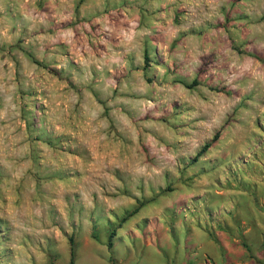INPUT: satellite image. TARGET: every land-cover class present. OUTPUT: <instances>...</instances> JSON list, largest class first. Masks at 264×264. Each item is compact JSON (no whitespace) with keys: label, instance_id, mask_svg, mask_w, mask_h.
Wrapping results in <instances>:
<instances>
[{"label":"rangeland","instance_id":"rangeland-1","mask_svg":"<svg viewBox=\"0 0 264 264\" xmlns=\"http://www.w3.org/2000/svg\"><path fill=\"white\" fill-rule=\"evenodd\" d=\"M260 183L264 0H0V264H193Z\"/></svg>","mask_w":264,"mask_h":264},{"label":"crops","instance_id":"crops-1","mask_svg":"<svg viewBox=\"0 0 264 264\" xmlns=\"http://www.w3.org/2000/svg\"><path fill=\"white\" fill-rule=\"evenodd\" d=\"M257 192L262 194L264 203V183H260ZM246 206L247 218L233 219V215L231 221L225 222V230H215L214 238L195 240L193 264H264V206ZM251 214L256 218L251 219Z\"/></svg>","mask_w":264,"mask_h":264},{"label":"trees","instance_id":"trees-1","mask_svg":"<svg viewBox=\"0 0 264 264\" xmlns=\"http://www.w3.org/2000/svg\"><path fill=\"white\" fill-rule=\"evenodd\" d=\"M216 138H217V133H215L213 135V137L211 138L210 142L205 143L201 147V149L199 150V152L197 153L196 156L200 155L203 151H205L209 147V145L216 140ZM69 246H70V248H69V264H72V259H73V256H74V251H73V247H72V243H71V240L70 239H69ZM109 246H110V244H108V247Z\"/></svg>","mask_w":264,"mask_h":264}]
</instances>
